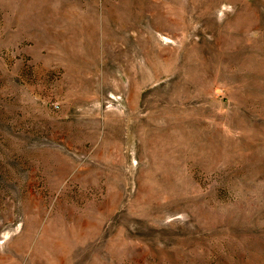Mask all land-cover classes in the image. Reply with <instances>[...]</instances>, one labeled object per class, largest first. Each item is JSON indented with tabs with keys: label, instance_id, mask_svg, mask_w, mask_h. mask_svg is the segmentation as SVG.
<instances>
[{
	"label": "rangeland",
	"instance_id": "obj_1",
	"mask_svg": "<svg viewBox=\"0 0 264 264\" xmlns=\"http://www.w3.org/2000/svg\"><path fill=\"white\" fill-rule=\"evenodd\" d=\"M0 264H264V0H0Z\"/></svg>",
	"mask_w": 264,
	"mask_h": 264
}]
</instances>
